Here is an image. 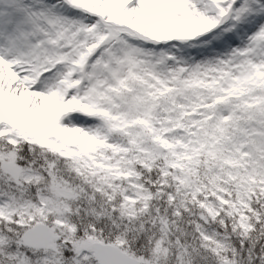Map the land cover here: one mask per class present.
<instances>
[{
  "label": "snow or ice",
  "instance_id": "obj_1",
  "mask_svg": "<svg viewBox=\"0 0 264 264\" xmlns=\"http://www.w3.org/2000/svg\"><path fill=\"white\" fill-rule=\"evenodd\" d=\"M0 264H264V0H0Z\"/></svg>",
  "mask_w": 264,
  "mask_h": 264
}]
</instances>
